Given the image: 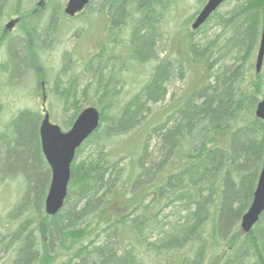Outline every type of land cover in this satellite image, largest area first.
Wrapping results in <instances>:
<instances>
[{
  "label": "trees",
  "instance_id": "1",
  "mask_svg": "<svg viewBox=\"0 0 264 264\" xmlns=\"http://www.w3.org/2000/svg\"><path fill=\"white\" fill-rule=\"evenodd\" d=\"M94 1L70 18L60 0H49L46 21L44 13L24 9L25 0H0L2 52L10 55L3 37L14 18L22 21L24 42L10 68H0V98L12 88L5 80L45 69L46 48L67 21L80 19L89 25L83 39L95 31L100 41L75 65L66 54L62 73L85 66L92 79L83 88L77 74L59 75L48 97L73 112L64 131L89 106L101 113L99 129L77 151L68 197L55 217L45 210L52 173L41 146L43 113L20 111L0 127V173L24 171L26 184L16 203L5 205L7 213L0 208V264H264V213L249 233L241 228L264 163V121L256 117L264 69L255 70L264 0H235L221 12L227 0L185 34L178 71L169 59L157 63L158 30L171 8L188 9L187 0H99L93 9ZM208 1L197 0L191 23ZM209 25L218 34L194 42ZM197 70L196 87L173 108L151 111L166 101L175 74ZM36 76L38 83L46 79L45 72Z\"/></svg>",
  "mask_w": 264,
  "mask_h": 264
},
{
  "label": "rangeland",
  "instance_id": "2",
  "mask_svg": "<svg viewBox=\"0 0 264 264\" xmlns=\"http://www.w3.org/2000/svg\"><path fill=\"white\" fill-rule=\"evenodd\" d=\"M180 1V0H177ZM63 3L64 11L67 7L69 0H60ZM99 0H95L93 3V9L97 6ZM188 3V9L182 6L180 10H173L171 8L167 14L161 19V23L159 25V44L157 53L159 55V63L161 60H171L172 64L176 71H178V63L176 60L184 61V52L187 47V41L185 34L192 33V24L191 21L193 17H195V13L197 12V0L186 1ZM199 2V1H198ZM235 0H232L229 4H226L221 8V12H227L233 8L235 5ZM49 0H25L24 9L29 8L30 10L34 9L35 14H43L46 21L51 19L52 12L49 11L47 13L46 8H48ZM179 4V2H178ZM45 9H44V7ZM174 7V6H173ZM20 19V18H19ZM59 22V21H58ZM8 23V22H7ZM6 23V24H7ZM22 25V21L20 19L19 23L16 26L7 32H12L10 35V45L11 51L9 50V54L2 53V66H7L10 68L12 54L22 49L24 42L22 34L20 33V26ZM63 31L59 35L60 39L56 40L52 46L46 48L45 54L43 56V63H45V69H41L39 67L35 68L34 72H29L26 70L24 72H19L17 77L14 80L8 79L5 80L6 84L9 83L12 88L5 92L6 94L3 96V99L0 98V127H4L7 122L15 115H17L20 111H25L27 109L36 110L39 109L43 113V109L45 108L43 95H42V83H47V90L51 93L54 88V82L56 78L61 75L64 80L70 79L74 74L78 75L80 85L86 86L90 80L92 79L90 75H86L84 73L85 66L75 67L73 71L69 70L66 73H62V70H65V67L68 66V60L65 59L66 54H69L70 58H72L73 63L76 64V60H81L82 58L92 55V53L97 50L98 40L100 41V32L95 34V31L92 34H89L86 38L83 39L86 32H89V25L86 24L83 20L76 19L72 22H66L63 25ZM189 29L190 32L186 33V29ZM6 29V27H5ZM5 31V33H6ZM218 34V31L214 28L211 29V25H209L204 31H200L196 33L194 42H198L199 40L204 41L206 37L209 39H213L215 35ZM20 35V36H19ZM98 39V40H97ZM3 41H7L5 36L3 37ZM106 39L101 42V44H105ZM19 47V49H18ZM175 60V61H174ZM84 62V60H83ZM87 62V61H85ZM184 64V62H183ZM185 65V64H184ZM225 65L232 66V61H226ZM34 67V66H33ZM68 68V67H67ZM32 69V68H31ZM70 69V68H69ZM185 71V69H184ZM45 72V81L35 80L36 75H42ZM142 72H148L146 68L142 69ZM177 73V72H176ZM255 73V71H254ZM147 75V74H146ZM201 76L200 71H195L194 73L188 72L185 78H181L180 73H177L173 77V82L168 85V96L166 101L159 106H152L151 111L158 112L162 114L165 109L170 110L177 104L180 99H182L188 91L194 89L197 84V78ZM38 80H41L38 78ZM14 86V87H13ZM132 90V89H131ZM135 91V90H134ZM136 92V91H135ZM46 97V96H45ZM48 97V96H47ZM49 98V99H48ZM47 98V107L45 108L51 115V120L54 124L63 127L62 124L64 121H67L72 115L73 112H64L63 108L59 105L56 98L52 99L50 97ZM93 101V100H92ZM89 101L87 103H91ZM95 101V100H94ZM83 102V104H87ZM167 112H165L166 114ZM162 117V116H161ZM63 130V129H62ZM64 131V130H63ZM152 150L156 149V141H153L151 144ZM90 153L88 149L86 151V155ZM25 172H14L7 174L0 173V188L3 187H14L13 193H9L6 189H2L0 192V205L3 209L4 213L9 211V208H5L6 204L14 205L19 199L20 188L26 187L25 182ZM176 259V258H173ZM173 264V261L170 262ZM168 263V264H170Z\"/></svg>",
  "mask_w": 264,
  "mask_h": 264
},
{
  "label": "water",
  "instance_id": "3",
  "mask_svg": "<svg viewBox=\"0 0 264 264\" xmlns=\"http://www.w3.org/2000/svg\"><path fill=\"white\" fill-rule=\"evenodd\" d=\"M225 2L226 0H209L200 12L192 28L195 31L200 29ZM90 3L91 0H69L65 13L69 17H76ZM19 21V19L12 20L6 26V29L8 31L12 30ZM263 66L264 11L263 31L256 64L257 73H261ZM256 117L264 121V99L258 104ZM100 122V111L95 107H90L79 115L71 130L64 132L60 126L52 123L50 114L46 112L40 128V136L42 151L52 173L51 185L45 202V210L48 216L55 217L63 210L68 197V189L72 177V165L75 161L77 151L99 129ZM263 213L264 163L253 203L241 223L243 231L249 233L259 222Z\"/></svg>",
  "mask_w": 264,
  "mask_h": 264
},
{
  "label": "flooded vegetation",
  "instance_id": "4",
  "mask_svg": "<svg viewBox=\"0 0 264 264\" xmlns=\"http://www.w3.org/2000/svg\"><path fill=\"white\" fill-rule=\"evenodd\" d=\"M16 19V18H15ZM5 27H6V24H5ZM6 29L4 30V36L5 38L9 41L10 40V35L12 34V32H7L5 33ZM20 36V35H19ZM2 48H0V68L2 67ZM15 81V79H12ZM47 83H42V95L43 96H48L49 94V91L47 90ZM48 98V97H47ZM48 102V101H47ZM47 102H46V105H47Z\"/></svg>",
  "mask_w": 264,
  "mask_h": 264
},
{
  "label": "bare ground",
  "instance_id": "5",
  "mask_svg": "<svg viewBox=\"0 0 264 264\" xmlns=\"http://www.w3.org/2000/svg\"><path fill=\"white\" fill-rule=\"evenodd\" d=\"M44 7V6H43ZM44 9H45V7H44ZM81 87H85V86H83V85H81ZM90 107H93V106H89V107H87V108H90ZM86 108V109H87ZM96 108V107H95ZM97 109V108H96ZM43 120H44V115H43ZM43 120H42V122H43ZM42 122H41V125H42ZM54 124V123H53ZM41 125H40V128H41ZM71 130V129H70ZM69 131V130H68ZM68 131H64V132H68ZM40 138H41V136H40Z\"/></svg>",
  "mask_w": 264,
  "mask_h": 264
}]
</instances>
